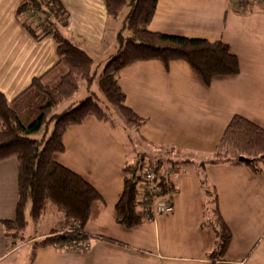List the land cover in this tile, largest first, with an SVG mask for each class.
<instances>
[{
    "label": "crops",
    "instance_id": "crops-1",
    "mask_svg": "<svg viewBox=\"0 0 264 264\" xmlns=\"http://www.w3.org/2000/svg\"><path fill=\"white\" fill-rule=\"evenodd\" d=\"M21 1L0 0V91L9 101L58 62L53 38L37 41L24 26L28 20L18 16ZM60 2L68 14L63 35L91 57L94 67L97 62L106 65L118 51L119 35L113 29L119 19H109L106 0ZM149 31L221 41L238 58L240 74L217 77L207 86L186 62H138L120 72L118 85L125 105L146 121L136 132L140 150L130 149L113 128L94 117L66 131L64 151L54 161L81 176L102 198L92 206L85 227L97 238L91 243L51 246L31 259L32 242L63 227L60 215L51 210L48 230L15 246L2 223L15 217L19 165L16 158L1 162L0 264H18L19 258L23 264H213L216 235L204 226L201 181L214 188L232 234L225 263L264 264V172L255 175L243 165L201 166L233 117L264 129V2L159 0ZM161 145L181 149L191 161L186 171L174 173L173 212L127 229L116 217L123 169L138 153L152 154L149 150Z\"/></svg>",
    "mask_w": 264,
    "mask_h": 264
},
{
    "label": "trees",
    "instance_id": "trees-1",
    "mask_svg": "<svg viewBox=\"0 0 264 264\" xmlns=\"http://www.w3.org/2000/svg\"><path fill=\"white\" fill-rule=\"evenodd\" d=\"M159 0H106L108 17L118 20L125 10L124 28L129 36L117 37L118 51L106 64L98 81L99 91L128 126L139 132L145 120L125 105V95L118 85L120 72L135 63L159 61L168 66L173 61L189 64L207 86L217 77L240 74L238 58L230 47L221 42L169 36L149 31ZM241 4L251 0H231ZM18 16L28 19L24 24L31 36L39 41L52 37L55 42L57 64L45 76L35 78L30 86L14 100L9 101L0 91V163L11 158L18 161V199L13 220L3 221L5 236L15 246L27 239L24 232L32 221L39 225L48 211L61 217L63 227L51 231L39 241H33L31 259L40 249L65 244L91 243L93 238L85 227L92 206L102 200L100 194L81 176L54 161L64 151L63 138L72 126L81 125L94 117L103 123L112 122L111 116L93 98H87L77 107L61 114L55 109L73 98L81 84L91 86L96 71L91 57L61 31L67 25L68 14L60 0H22ZM51 77V78H50ZM55 82L49 84V80ZM54 129L41 148V142L32 135ZM150 155L155 161L136 155L134 162L123 169L124 189L116 205L117 223L133 229L153 220V209L159 201H169L177 193L170 170L181 163L177 158L183 151L172 146H154ZM247 159L241 163L239 158ZM191 161L184 160L182 164ZM243 165L255 175L264 172V129L255 123L235 116L227 126L215 151L201 166ZM154 173L157 193L146 188L144 172ZM205 189L204 226L216 235L210 255L213 264H226L224 258L232 241V234L222 218L218 198L213 187L201 181ZM166 202V201H165ZM30 211V221L28 220Z\"/></svg>",
    "mask_w": 264,
    "mask_h": 264
},
{
    "label": "rangeland",
    "instance_id": "rangeland-1",
    "mask_svg": "<svg viewBox=\"0 0 264 264\" xmlns=\"http://www.w3.org/2000/svg\"><path fill=\"white\" fill-rule=\"evenodd\" d=\"M262 2H264V0H261ZM128 14V9L125 10L123 12V14L119 17L118 22H116V24H113V29H118L119 33L122 34V36L124 37V39L126 40L129 36L128 31L124 28V19ZM28 20V19H27ZM29 22V20H28ZM97 62V61H96ZM99 63H96L95 66V73H96V80L93 82V84L91 86H86L85 84H81V88L80 91L71 99L65 101L61 106H59L58 108L55 109V113L56 114H61L62 112H67L75 107H77L82 101H84L87 98H93L106 112H108L111 116L112 122L107 123L108 126L110 128H113L115 131V134L119 135L123 140H125V142H127V144L129 145L130 149H134L136 148L137 150H140L138 148V146H141V142L136 134V132L134 131L133 128H131L130 126H128L126 124V122L123 120V118L120 116V114L113 108L111 107L105 97L103 96V94L99 91V87H98V81L100 76L102 75L103 71H104V67L106 66L105 64L101 67V65H98ZM99 66V67H98ZM115 127V128H114ZM54 129V125L50 124L48 129L45 132H40L37 133L35 135H32V138L40 141L41 144V148L44 147L45 143L47 142V140L50 138L52 132ZM131 151V150H130ZM149 151H154V149L149 150ZM139 154H144L143 156L146 158V162L148 161H155L154 158H152L150 155H147V153H139ZM188 155H185L183 153V155L178 159V161H181L180 164L175 165L172 169L170 167V170L173 173V176L175 175L174 173L176 171H186L187 170V166L186 164H182V161L187 160ZM175 177V176H174ZM50 211L47 212L46 216H44V218L42 219V221L44 222V225L42 226V228H40L41 226L35 225L32 221H30V211H28V220L30 221L29 226L27 228V230L24 232V236L26 237V239L28 238H35L36 236H40L42 234V232L48 230L49 228V223H50V219H52L50 216ZM42 221L39 223V225H41ZM30 240V239H28ZM23 243H20L19 245H22ZM21 260V261H19ZM24 260L22 258L18 259V264H23Z\"/></svg>",
    "mask_w": 264,
    "mask_h": 264
},
{
    "label": "built area",
    "instance_id": "built-area-1",
    "mask_svg": "<svg viewBox=\"0 0 264 264\" xmlns=\"http://www.w3.org/2000/svg\"><path fill=\"white\" fill-rule=\"evenodd\" d=\"M144 179L147 181L148 186H147V190L152 192L153 194L157 193V189H156V184L153 183L154 179H155V175L154 173L150 172V171H146L144 172ZM173 212V205L165 202V201H159L154 209H153V218L155 219V217L159 216V215H168L171 214Z\"/></svg>",
    "mask_w": 264,
    "mask_h": 264
},
{
    "label": "water",
    "instance_id": "water-1",
    "mask_svg": "<svg viewBox=\"0 0 264 264\" xmlns=\"http://www.w3.org/2000/svg\"><path fill=\"white\" fill-rule=\"evenodd\" d=\"M239 161H240L241 163H248V162H249L247 159H245V158H243V157H240V158H239Z\"/></svg>",
    "mask_w": 264,
    "mask_h": 264
}]
</instances>
